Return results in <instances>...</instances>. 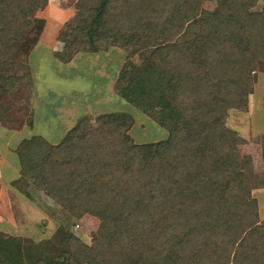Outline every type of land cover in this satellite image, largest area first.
<instances>
[{
	"label": "trees",
	"instance_id": "obj_1",
	"mask_svg": "<svg viewBox=\"0 0 264 264\" xmlns=\"http://www.w3.org/2000/svg\"><path fill=\"white\" fill-rule=\"evenodd\" d=\"M87 1L107 34L94 31L55 57L69 63L79 53L106 52L102 39L119 43L127 63L114 94L168 138L137 144L133 117L109 113L83 116L56 146L42 136L22 140L21 179L13 185L29 175L74 217L90 214L102 226L92 246L70 242L60 256L36 262L9 246L15 238L6 237L5 248L0 239V264H264V221L252 197L264 188V173L255 175L250 159L238 155L245 139L227 126L231 110H248L264 63V0H216L201 21L189 10L202 0ZM48 2L0 0V91L17 79L8 64L15 68L35 49L40 30L32 18ZM179 16L186 29L166 33ZM136 56L146 62L131 65ZM0 114L12 121L1 98Z\"/></svg>",
	"mask_w": 264,
	"mask_h": 264
},
{
	"label": "rangeland",
	"instance_id": "obj_2",
	"mask_svg": "<svg viewBox=\"0 0 264 264\" xmlns=\"http://www.w3.org/2000/svg\"><path fill=\"white\" fill-rule=\"evenodd\" d=\"M94 5L96 4H91L87 0H49L48 5L36 12L32 18L34 26L40 30V37L36 44L39 46L33 58L44 63V68L38 70L37 60L33 61L34 73L43 83V85L38 84L37 86L36 101L45 109L49 126L53 131L47 133L44 126L42 129L37 127L35 130L39 128L38 132L49 134L51 141L61 142V132L65 126L62 124L60 114H65L70 108L72 114L76 116L80 114L81 118L87 114L86 112H90L88 113L90 115L109 113L131 115L134 119V126L130 135L137 144L154 143L167 139V130L162 128L151 116L144 114L125 102L120 96L112 93L111 84L112 86L115 84L116 77H118L116 75L120 73V71L118 73V68L121 69L127 63V55L119 43L102 39V47L108 52H102L101 60L99 56L102 75L104 73L102 79H99L100 73L98 74L97 71H92L93 74L90 71L87 73V69L85 70V66L83 67L84 64H78L77 69L74 70L69 68L57 70L52 64L54 60H57L53 51L59 50V44L62 43L64 48L65 45L70 46L73 42H87L92 39L94 31H96L94 35L100 38L107 34L103 30L104 20L100 17L99 12L94 10ZM216 6V0H202L198 8L190 9L189 12L191 17L201 21L205 18L204 13L213 12ZM261 9L262 2H259L253 11L258 12ZM187 25L188 23L179 16L175 21L167 24L165 32L176 35L178 29L185 30ZM63 37L67 38L65 44L62 42ZM5 50L13 58L16 55L14 49L6 48ZM30 56L31 54L21 55L22 58L15 68L12 64L7 63L8 68L11 69L10 73H13L17 81L6 82V90L0 91L1 104L6 103L11 107L10 116L12 118L10 122L8 116H5L7 120L0 119V171H7V173H11L9 170H13V167L17 168L19 165L16 155L19 143L23 139L31 137L35 132L30 125L34 102L33 81L28 79L25 81L22 77V75L30 73ZM197 57H202V54L199 53ZM14 62V60L10 61L13 64ZM129 62L131 65H141L146 60L136 56ZM88 65L89 62L86 66L88 67ZM94 70L97 69L94 68ZM66 77H68V81L71 78L75 79L74 86L64 84ZM110 78L114 80L111 81L112 83ZM96 93L103 95L102 102L99 101L100 95L98 96ZM50 111H55L56 114L51 113L50 116ZM1 112L3 113L2 109ZM66 116L68 115L66 114ZM227 126L245 139V143L237 146L238 155L241 158L250 159L255 175L263 174L264 63L260 65L254 92L249 97L248 110H231ZM253 134H257V136ZM22 179L18 185L11 184L10 187H7L9 183L4 179L3 185L7 187V191L2 194L3 187L0 191V239L4 238L3 244H1L3 248L9 244L11 247L16 244V248L20 245V253L22 255L30 253L32 257L28 256L29 259L35 258L34 262H36L38 260L36 257L47 259L60 256L67 250V245L70 242L88 247L93 245L102 226L99 217L90 214L83 215L81 219L74 217L72 213L64 210L51 199L46 192L39 190L29 175ZM4 190L6 189L4 188ZM252 197L258 205L259 220L264 221V188L254 190ZM6 237L15 239L8 244ZM4 254L5 252L2 250V256Z\"/></svg>",
	"mask_w": 264,
	"mask_h": 264
},
{
	"label": "crops",
	"instance_id": "obj_3",
	"mask_svg": "<svg viewBox=\"0 0 264 264\" xmlns=\"http://www.w3.org/2000/svg\"><path fill=\"white\" fill-rule=\"evenodd\" d=\"M61 43V42H60ZM38 46L39 45H37L36 47H35V49L33 50V52L31 53V56H30V58H29V60H30V68H31V71H32V81H33V89H34V102H33V104H32V127H31V129L32 128H34V134L31 136V137H29L28 139H31L32 137H34V136H42L49 144H51L52 146H56V145H58V144H60L62 141H63V139L65 138V136L67 135V133L70 131V130H72V128L77 124V122H78V120L81 118V116H80V114L79 115H75V114H72L71 112H70V108L65 112V114L63 113V114H60V117L62 118L61 119V121H62V124H64V126H65V128H64V130H63V132H61V134H62V141L61 142H58V143H56V142H54V141H51L50 140V138H49V134L47 135L46 134V132H44V133H41V132H38V130H39V128H41L42 129V127L44 126L46 129H47V133H52V128L49 126V120L47 119V115L45 114L46 112H45V109L42 107V106H40L39 105V103H38V101H36V98H37V91H36V89H37V86H38V84H40V85H43V83H42V81H39L38 80V78H37V76H36V73H34V66H33V61H36L37 60V69L38 70H41V69H43L44 68V63L41 61V60H39V59H36V58H33V56L35 55V53L37 52V48H38ZM58 46H60V48H59V50H56V51H53V53L55 54V52H60V51H62V48H63V45H62V43L61 44H59ZM104 53V52H103ZM103 53H96V54H91V53H79V54H77L72 60H71V62H69V63H63V62H61L60 60H54L53 62H52V64L55 66V68H57V70H63V68L65 69V68H69L70 70H74V69H77V67H78V64H84L83 65V67H84V69L86 70V72L87 73H89V71L93 74V72L92 71H97V73L99 74L100 73V75H99V79L101 78H103V75H104V73H103V75H102V67L100 66V64H99V56H100V60L102 59V57H101V54H103ZM105 53H108V52H105ZM34 59V60H33ZM81 59H83L84 61H80ZM88 62H89V65H88V67L86 66L87 64H88ZM122 63V62H121ZM121 65V64H120ZM94 66H96V67H94ZM94 68H96L97 70H94ZM119 70H118V73H119V71H120V67L118 68ZM41 73V72H40ZM95 75V74H94ZM116 76H118V74L116 75ZM109 78V77H108ZM117 78V77H116ZM74 81H75V79L74 78H71V80H69L68 81V77H66V80L64 81V84L65 85H68V86H74ZM111 81H114V80H112V78H110V82ZM112 83V82H111ZM100 88L102 87V84L99 86ZM98 87V88H99ZM71 88V87H70ZM111 91H112V93H114V91H113V86H112V84H111ZM36 93V94H35ZM66 93H68V91H66ZM97 94V93H96ZM98 95V94H97ZM100 95V97L101 98H99V101L100 102H102V94L100 93L99 94ZM98 95V96H99ZM53 110V109H52ZM55 110V109H54ZM63 111V110H62ZM51 113H55L56 114V112L55 111H50V116H51ZM87 114H84V116L85 115H90V114H88V113H90V112H86ZM66 114L68 115V116H66ZM65 115V116H64ZM91 115H93V116H97V115H99V114H96V115H94V114H91ZM74 116V117H73ZM41 126V127H40ZM37 127H39L38 128V130H35ZM27 128V127H26ZM25 129V128H24ZM28 129V128H27ZM66 129V130H65ZM23 130V129H22ZM21 130V131H22ZM33 132V131H32ZM31 132V133H32ZM51 135V134H50ZM253 135H256L257 136V134H253ZM24 140V139H23ZM21 143V142H20ZM19 143V144H20ZM17 148H18V146H17ZM17 155V154H16ZM17 160H18V162H19V165H17V168H14L13 167V170H9V171H11V173H7V171H0V191L2 190V187H3V192H2V194L4 193V192H6L7 191V187H10V185L11 184H14L15 182H17L18 180H20L21 179V165H20V161H19V157H18V155H17ZM8 171V172H9ZM1 173H3V174H1ZM7 173V174H6ZM17 173V174H16ZM9 176H11V178H8ZM4 179H6V181L4 180ZM7 182V183H9V185L7 186V187H4V185H3V182ZM2 185V186H1ZM4 188L6 189V190H4ZM2 196V195H1ZM11 200V199H10ZM11 207H12V205H11Z\"/></svg>",
	"mask_w": 264,
	"mask_h": 264
}]
</instances>
